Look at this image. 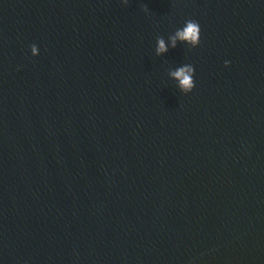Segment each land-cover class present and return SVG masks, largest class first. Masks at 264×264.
I'll return each instance as SVG.
<instances>
[{
    "label": "water",
    "instance_id": "water-1",
    "mask_svg": "<svg viewBox=\"0 0 264 264\" xmlns=\"http://www.w3.org/2000/svg\"><path fill=\"white\" fill-rule=\"evenodd\" d=\"M0 264H264V0H0Z\"/></svg>",
    "mask_w": 264,
    "mask_h": 264
},
{
    "label": "clouds",
    "instance_id": "clouds-1",
    "mask_svg": "<svg viewBox=\"0 0 264 264\" xmlns=\"http://www.w3.org/2000/svg\"><path fill=\"white\" fill-rule=\"evenodd\" d=\"M198 31H199L198 25L196 23L189 22L187 27L182 32H178L177 35L181 39H188L192 42H196L197 37H198ZM160 47H161V49H163V47H164L163 41L160 42ZM32 50H33V52H35V50H36L35 46H33ZM175 75L182 78L181 83L183 86H185L186 88L191 87L190 81H189L188 77L184 76L183 70L175 73Z\"/></svg>",
    "mask_w": 264,
    "mask_h": 264
}]
</instances>
